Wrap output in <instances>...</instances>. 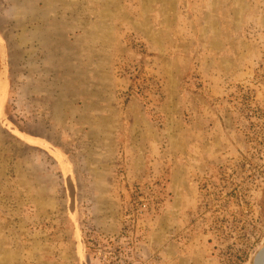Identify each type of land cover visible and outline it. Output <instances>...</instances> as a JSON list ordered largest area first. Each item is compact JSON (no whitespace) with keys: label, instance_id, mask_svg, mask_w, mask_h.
<instances>
[{"label":"rangeland","instance_id":"rangeland-1","mask_svg":"<svg viewBox=\"0 0 264 264\" xmlns=\"http://www.w3.org/2000/svg\"><path fill=\"white\" fill-rule=\"evenodd\" d=\"M263 245L264 0H0V264Z\"/></svg>","mask_w":264,"mask_h":264},{"label":"water","instance_id":"water-1","mask_svg":"<svg viewBox=\"0 0 264 264\" xmlns=\"http://www.w3.org/2000/svg\"><path fill=\"white\" fill-rule=\"evenodd\" d=\"M252 264H264V245L255 255Z\"/></svg>","mask_w":264,"mask_h":264}]
</instances>
